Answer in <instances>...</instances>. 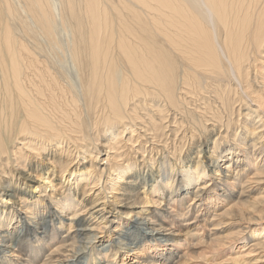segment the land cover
Returning <instances> with one entry per match:
<instances>
[{
  "label": "bare ground",
  "instance_id": "bare-ground-1",
  "mask_svg": "<svg viewBox=\"0 0 264 264\" xmlns=\"http://www.w3.org/2000/svg\"><path fill=\"white\" fill-rule=\"evenodd\" d=\"M262 115L264 0H0V264H251Z\"/></svg>",
  "mask_w": 264,
  "mask_h": 264
},
{
  "label": "rangeland",
  "instance_id": "rangeland-1",
  "mask_svg": "<svg viewBox=\"0 0 264 264\" xmlns=\"http://www.w3.org/2000/svg\"><path fill=\"white\" fill-rule=\"evenodd\" d=\"M250 106H252V107H255V106H253V105H250ZM261 112V111H260ZM262 119L264 120V115H262ZM262 128V127H261ZM184 151H186V148H185V150ZM95 154H96V151H93ZM184 153V152H183ZM183 153H182V155H183ZM202 155V157H204L205 156V154H204V156H203V154H201ZM98 157V159L94 162L96 165H97V167H101V163L103 162V164H106L105 163V161H103V160H101V158H103L104 157V155L102 154V153H99V155H97ZM193 160H196V158L194 157V159ZM203 162H204V164H207V162H208V160H207V158H203ZM225 160H222V161H220V166L221 165H224L225 163ZM256 163H258V161H256ZM222 167V166H221ZM208 168V167H207ZM209 169V168H208ZM260 170L262 169V170H264V165L261 167V168H259ZM20 170H22V169H19V172H20ZM21 175H25V174H23V173H20ZM20 175V176H21ZM207 176H204L203 178L206 180V182H209V185L206 187V189H207V192L205 193L206 195L208 194V192L210 191V194L211 195H214V193L210 190L211 189V186H212V181H211V174H206ZM211 175V176H210ZM26 176H28V175H25V177ZM114 176V175H113ZM19 177V176H18ZM233 177V176H232ZM246 177V175H237V176H234L233 177V179H232V182L230 183V185L231 186H235V185H237L238 183H240V184H242L243 185V188H244V190H248L249 189V187H247V185H248V183H243L244 181H245V178ZM21 178V177H20ZM264 180V178L262 179V180H260V181H263ZM216 181H218V180H216ZM25 182H27V183H33V182H29L28 180L27 181H25ZM252 184H251V186L250 187H254L255 185L256 186H261V187H264V184H263V182H261L260 184H256V182H251ZM4 184H6V185H4ZM35 184V183H34ZM196 184V183H195ZM123 185V184H122ZM25 186L26 185H22L21 186V188H25ZM255 186V187H256ZM246 187V188H245ZM1 189H3V191H5V192H7V193H10L11 192V184H10V186H8L7 185V183H3V184H1ZM27 189V188H26ZM38 189H39V186L37 187V189H35V191L33 190V193H35V194H38ZM48 189V188H47ZM192 189H194L193 187H192ZM6 190H8V191H6ZM28 190V189H27ZM111 195L113 194V193H110ZM109 200H111V197L110 198H108ZM124 202V201H123ZM122 202V203H123ZM189 201H187L186 203H185V205H187V203H188ZM226 204L228 203V201H226L225 202ZM210 205V204H209ZM122 208L121 206H118V207H116V208ZM145 207H147V206H145ZM148 207H151V206H148ZM165 208V206H162L161 207V209H164ZM227 208V206H225V205H223V208L222 209H220L219 210V212H222L224 209H226ZM218 209H219V207H218ZM117 210V209H116ZM121 210H123V208L121 209ZM109 214H111V212L110 213H108V216H109ZM112 214H113V212H112ZM190 214V213H189ZM61 215H63L62 217H66V215L63 213V214H61ZM129 220H131L132 222L133 221H135L136 220V216H132L131 218H129ZM220 221V220H219ZM140 223H141V221H139ZM138 222V223H139ZM135 224V223H134ZM137 226H138V224H137ZM223 226H224V224L223 223H221L220 225H218V226H216L215 227V229H213V234H212V237H218V238H223L222 236L223 235H225V234H227V233H229V231L228 230H222L223 229ZM139 227H140V230H142L143 232H145L146 231V233L147 232H149V229H145L144 227H145V225H143V224H139ZM210 228H211V226H210ZM73 230H74V228H72ZM194 229V228H193ZM137 231V230H136ZM198 231H200L201 233H203V235H201V236H193V234H194V232H196L195 230H192L191 231V236H188V239H190V241H188L187 243H185L186 245L185 246H183V244H184V242H183V240H182V246H181V248H180V250H181V252H184L185 251V249H192V250H196V251H198L200 254L201 253H205L206 254V256H207V259L209 260L208 262H207V259H206V261L204 262L203 260H201V259H189V258H186V257H183L182 259H180V260H175L174 262L175 263H178V264H215V263H218V262H220V261H223V260H225V259H227V253H229L230 254V249H231V247L233 248V247H235V249H236V252H237V254L239 253L238 251L241 249V245H235V244H230V242H228V243H224L222 246H219L217 249H214V250H217L218 252H221V254L219 255H211V253H210V249H209V246L207 245V243L205 242V239L204 240H201L200 238H202V237H204V235L206 234L205 232H203L202 230H198ZM115 232H118L117 230L116 231H112V233H114V235H115ZM199 232V233H200ZM247 232V230H245V231H243V233L241 234V236H245V233ZM64 233V232H63ZM62 233V234H63ZM102 233H104V232H102ZM231 233V232H230ZM248 233V232H247ZM262 234H264V233H262ZM262 234H260V235H258V236H261ZM115 236H117V235H115ZM262 236H264V235H262ZM260 238V237H259ZM1 243V242H0ZM107 247H111V246H107ZM127 249H128V245H127ZM249 249H251V248H249ZM235 252V253H236ZM253 252V254H250L249 256H247L246 258H243L244 260H245V262L246 261H250V263L251 264H264V249H260V248H258V249H255L254 251H252ZM245 253V252H244ZM214 257V258H213ZM178 261H184L183 263H180V262H178ZM125 262V261H124ZM120 263V262H119ZM128 263L130 264L131 262L130 261H128ZM226 264H231V263H226Z\"/></svg>",
  "mask_w": 264,
  "mask_h": 264
}]
</instances>
